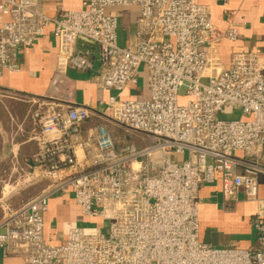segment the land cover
Returning <instances> with one entry per match:
<instances>
[{"label": "built area", "instance_id": "built-area-1", "mask_svg": "<svg viewBox=\"0 0 264 264\" xmlns=\"http://www.w3.org/2000/svg\"><path fill=\"white\" fill-rule=\"evenodd\" d=\"M111 8L139 11L135 41L118 42L119 18ZM0 79L20 71L18 57L49 33L58 41L63 68L89 72L110 92L100 109L31 99L28 113L38 147L32 159L12 166L0 192L3 259L21 264H264V66L253 53L237 52L224 66L220 47L236 42L237 26L217 29L211 9L198 0H88L81 10L48 17L34 0H0ZM8 18L6 21L5 19ZM98 49L92 57L78 40ZM146 71L149 98L122 99ZM184 90V96L180 92ZM228 108L238 120L224 121ZM103 123L83 135V125ZM107 124L153 137L154 146H117ZM187 155L179 164L178 156ZM35 196L6 203L36 184ZM220 183L225 203L256 205V235L249 249L215 248L200 239L199 191ZM10 190V191H8ZM7 192V193H5ZM73 197L85 219L100 228L62 225L63 238H45V215L57 195ZM14 195V196H13ZM5 200V201H4Z\"/></svg>", "mask_w": 264, "mask_h": 264}, {"label": "crops", "instance_id": "crops-1", "mask_svg": "<svg viewBox=\"0 0 264 264\" xmlns=\"http://www.w3.org/2000/svg\"><path fill=\"white\" fill-rule=\"evenodd\" d=\"M36 8L48 17H56L67 11L81 10L88 0H34ZM211 9L213 25L219 30H227L230 24L237 26L239 38L236 42L224 40L220 56L224 66H228L237 52L253 53L264 66V0H198ZM109 13L119 18L118 42L122 47H130L135 41L139 11L137 8H111ZM6 21L8 18L5 19ZM0 18V27H1ZM77 47L92 57L98 49L95 45L78 40ZM58 41L49 33L37 44L20 52V71L5 72L0 79V180L3 164L22 166L26 159H32L38 152L32 121L28 118L31 99L62 101L70 106L80 105L100 109L101 103L111 95L97 87L96 81L101 68L98 62L92 71L83 73L63 68L58 62ZM139 84L120 94L122 99H147L146 71L141 70ZM100 115L93 116L83 125L86 137L91 129L103 123ZM259 196L264 199V175L259 178ZM39 194L45 184H36ZM30 189V188H29ZM27 189V190H29ZM14 194L11 203L17 206L27 198H19L24 193ZM13 195V196H14ZM200 239L215 248L249 249L254 246L256 235L251 220L256 205L247 203L242 194L238 200L225 203L220 183L207 185L199 191ZM79 206L73 197L57 194L50 201L45 215V238L49 243L62 240V225L66 222H84ZM243 237V242L235 238ZM24 256L12 255L3 259L0 251V264H21Z\"/></svg>", "mask_w": 264, "mask_h": 264}, {"label": "rangeland", "instance_id": "rangeland-1", "mask_svg": "<svg viewBox=\"0 0 264 264\" xmlns=\"http://www.w3.org/2000/svg\"><path fill=\"white\" fill-rule=\"evenodd\" d=\"M184 90L180 92V97L184 96ZM240 118V112L238 110H233L232 108H228L227 112L225 115L220 116V120L224 121H231V120H238ZM108 129L115 141V144L117 146L120 145H135L138 150H142L151 146H154L156 144V140L146 134L142 133H136V132H131L125 129H122L118 127L115 124H107ZM187 158V155L183 156H178L177 161L179 164L183 163V161ZM1 169H3V173L1 174V180H0V192L2 191V188L9 182L10 184L15 183L14 176H12L11 179V167L10 165L3 164ZM42 184H47L46 180L45 182H42ZM41 184V185H42ZM15 185V184H14ZM10 191V190H8ZM7 193V192H5ZM35 190L34 188H30L27 190L26 193H24L22 196L19 198H31L34 196ZM1 196V195H0ZM5 201V200H4ZM6 203H14L16 200L10 199L9 201H5ZM4 212L2 209V206H0V220L3 218ZM78 225L80 227H96L100 228L103 232V234L107 237L108 236V231H109V226L110 223L108 221H104L102 219H91L84 222H79ZM236 241L243 242L244 238L243 237H237L235 238Z\"/></svg>", "mask_w": 264, "mask_h": 264}, {"label": "trees", "instance_id": "trees-1", "mask_svg": "<svg viewBox=\"0 0 264 264\" xmlns=\"http://www.w3.org/2000/svg\"><path fill=\"white\" fill-rule=\"evenodd\" d=\"M261 176H262V175H261ZM261 176H260V177H261ZM260 177H259V178H260Z\"/></svg>", "mask_w": 264, "mask_h": 264}]
</instances>
